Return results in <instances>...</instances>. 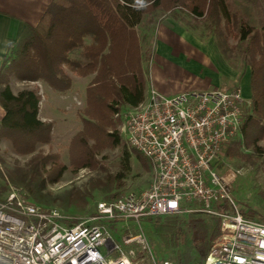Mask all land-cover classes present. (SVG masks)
Returning <instances> with one entry per match:
<instances>
[{
  "label": "trees",
  "instance_id": "trees-1",
  "mask_svg": "<svg viewBox=\"0 0 264 264\" xmlns=\"http://www.w3.org/2000/svg\"><path fill=\"white\" fill-rule=\"evenodd\" d=\"M167 15L191 28L200 22L221 54L239 56L249 68L252 110L242 126V138L224 148L225 158L250 161L264 152V18L259 27L236 20L226 0H51L35 26H26L10 47L0 70V143L17 155L27 156L23 165L0 168L2 187H21L33 202L44 207L56 203L65 210L84 211L93 191L110 201L118 197L130 169V151L122 147L119 169L102 178H93L88 188L70 187L60 194L46 191L58 182L67 166L56 153L44 154L40 147L51 140L52 123L39 118L40 96L24 87L13 92L9 76L22 81L41 80L52 90L67 91L72 72L93 75L84 90V107L79 111L81 129L68 143L69 167H97L94 153L115 147L120 137L112 115L122 106L132 107L143 100L148 81L150 50L144 46L154 35L155 23ZM200 20V21H198ZM195 27V26H194ZM236 39L235 45L228 43ZM229 52H234L229 54ZM248 148L244 152L242 149ZM138 162L150 169L148 160L133 151ZM245 217L264 222V212L249 207ZM151 235L177 264H203L212 240L219 233V218L201 212L156 215L144 219ZM143 220V221H144ZM112 226V225H110ZM113 227V226H112Z\"/></svg>",
  "mask_w": 264,
  "mask_h": 264
},
{
  "label": "built area",
  "instance_id": "built-area-1",
  "mask_svg": "<svg viewBox=\"0 0 264 264\" xmlns=\"http://www.w3.org/2000/svg\"><path fill=\"white\" fill-rule=\"evenodd\" d=\"M251 110L239 85L171 95L148 87L141 102L113 116L126 147L148 160L149 184L98 201L81 217L9 184L0 198V264H177L154 257L142 221L190 212L220 221L203 264H264V222L245 217L233 196L244 168L223 154L242 138Z\"/></svg>",
  "mask_w": 264,
  "mask_h": 264
},
{
  "label": "rangeland",
  "instance_id": "rangeland-1",
  "mask_svg": "<svg viewBox=\"0 0 264 264\" xmlns=\"http://www.w3.org/2000/svg\"><path fill=\"white\" fill-rule=\"evenodd\" d=\"M229 9L236 15V20L244 19L250 25L259 27L260 19L264 18V0H226ZM167 15H161L158 21L155 23L154 35L149 38L144 49L150 50V54L153 53V47L156 41V29L161 23L171 20L167 18ZM200 21V20H198ZM193 27L190 29L199 35L203 41L213 45L218 51L215 41L208 36L203 30L200 22L193 23ZM195 26V27H194ZM228 43L235 45L236 39L229 37ZM220 53V51H219ZM234 52H229L232 54ZM235 54V53H234ZM150 55V56H151ZM222 61L226 62L237 72V79H240V87L242 96L244 98H251V90L249 83V68L244 67L242 61L238 55H232L230 58H226L221 54ZM72 79L71 87L67 91L57 92L52 90L47 84L41 80L37 81H22L16 79L14 76H9L10 87L13 92L18 91L21 88L29 87L37 91L40 96L39 101V114L48 113L51 117L52 129H51V140L48 144H44L40 147V150L46 153H56L59 156V161L67 166L66 171L63 173L61 179L55 183H48L46 191H49L52 195L60 194L70 187H76L79 189L88 188V183L93 178H102L105 175V171L100 169L103 166L109 173L118 171L119 158L122 147H126L124 141L119 134V123L120 119L112 115L114 122V128H109L108 131L115 130L120 137V142L115 147H105L94 154L95 159L98 161L97 167L91 169L89 167H80L76 171H72L69 167L68 158V143L71 137L81 129V121L79 118V111L84 107V90L93 76H77L72 72H68ZM248 80V81H247ZM147 85V84H146ZM50 88V89H48ZM147 86L145 92L147 91ZM53 91V92H52ZM126 106H122L119 111H125ZM264 123V120L261 121ZM258 145L264 147V139L258 142ZM130 169L124 177V186L121 194L128 191L139 190L145 188L150 181V169L143 167L133 154L134 150H130ZM244 152L249 151L248 148L242 149ZM29 155L22 156L13 153L7 145V142L0 143V168L4 171L5 166H12L15 162L23 165L28 160ZM226 160L233 166H241L244 168V172L241 176L237 177L233 183V196L238 206L242 211H247L249 207H257L261 212H264V152L253 155L250 161H243L238 158H226ZM3 181L0 179V183ZM8 183L5 191H8ZM15 186V185H13ZM19 187V186H16ZM22 192L25 193L21 187ZM93 200H90L86 210L75 211L65 210L54 203L50 207H56L65 211L66 213L75 215L76 217L90 215L94 211L95 204L98 201L104 200L102 195L98 191H93ZM120 194V195H121ZM119 195V196H120ZM257 220V219H255ZM262 222V221H261ZM142 229L148 239L151 251L156 259H172L171 254L167 251L159 242L154 240L150 243L151 235L149 233L147 222L142 221ZM117 239H121V233L117 235ZM136 249L137 259L143 256V253Z\"/></svg>",
  "mask_w": 264,
  "mask_h": 264
},
{
  "label": "crops",
  "instance_id": "crops-1",
  "mask_svg": "<svg viewBox=\"0 0 264 264\" xmlns=\"http://www.w3.org/2000/svg\"><path fill=\"white\" fill-rule=\"evenodd\" d=\"M50 2L0 0V70L10 47L19 39L26 26H35L39 22ZM167 18L171 20L161 23L156 29L147 87L153 86L160 93L171 95L189 89L240 86L237 72L222 61L219 51L213 45L203 41L175 19ZM3 115L4 109L0 105V120ZM39 118L49 122L52 120L46 112L39 114ZM4 191L0 183V198L6 195Z\"/></svg>",
  "mask_w": 264,
  "mask_h": 264
}]
</instances>
